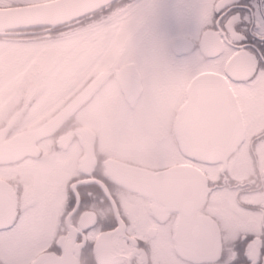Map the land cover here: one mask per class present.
Masks as SVG:
<instances>
[{"label": "snow or ice", "instance_id": "6c2138e0", "mask_svg": "<svg viewBox=\"0 0 264 264\" xmlns=\"http://www.w3.org/2000/svg\"><path fill=\"white\" fill-rule=\"evenodd\" d=\"M197 10L141 69L113 0H0V264H264V0Z\"/></svg>", "mask_w": 264, "mask_h": 264}, {"label": "flooded vegetation", "instance_id": "af4514ba", "mask_svg": "<svg viewBox=\"0 0 264 264\" xmlns=\"http://www.w3.org/2000/svg\"><path fill=\"white\" fill-rule=\"evenodd\" d=\"M198 0H113L117 8L137 14L131 25L130 46L126 55L136 66L146 58L175 70L191 63L199 52ZM161 40L163 47H160ZM133 71L130 89L138 87Z\"/></svg>", "mask_w": 264, "mask_h": 264}, {"label": "clouds", "instance_id": "9594fccd", "mask_svg": "<svg viewBox=\"0 0 264 264\" xmlns=\"http://www.w3.org/2000/svg\"><path fill=\"white\" fill-rule=\"evenodd\" d=\"M125 46H126V49L129 48V46H130V35L128 36L127 40L125 41ZM160 47H163V41L162 40L160 43ZM127 62L129 64V66H132V67L135 66V62L132 61L131 59L128 58ZM155 63H156L155 58H146L143 65L136 66V67L143 69V68L150 67V66L154 65Z\"/></svg>", "mask_w": 264, "mask_h": 264}]
</instances>
